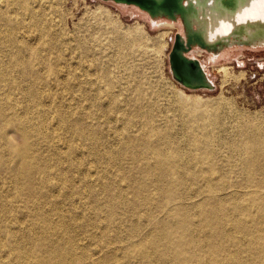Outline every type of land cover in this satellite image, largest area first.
Here are the masks:
<instances>
[{
    "label": "rangeland",
    "instance_id": "rangeland-1",
    "mask_svg": "<svg viewBox=\"0 0 264 264\" xmlns=\"http://www.w3.org/2000/svg\"><path fill=\"white\" fill-rule=\"evenodd\" d=\"M27 1L40 9L26 14L16 0H0V264L58 262L62 249L65 257L94 253L100 264H125L123 251L112 249L116 240L151 236L174 192L182 197L205 184L206 166H187L194 135L222 132L241 143L250 138L248 124L264 131V47L217 55L194 46L188 53L205 64L215 88H191L170 62L180 20L161 25L165 19L114 0ZM198 104L208 110L195 119L188 110ZM143 108L153 126L139 116ZM129 142L140 145L143 164L130 155L112 159ZM146 143L161 146V155L179 152L183 165H156ZM24 147L23 159L14 148ZM229 155L234 162L219 153L210 183L220 173L246 181L240 153ZM104 237L113 247L99 246Z\"/></svg>",
    "mask_w": 264,
    "mask_h": 264
},
{
    "label": "bare ground",
    "instance_id": "bare-ground-1",
    "mask_svg": "<svg viewBox=\"0 0 264 264\" xmlns=\"http://www.w3.org/2000/svg\"><path fill=\"white\" fill-rule=\"evenodd\" d=\"M16 1L23 13L40 9L39 6H30L27 0ZM180 4L170 10L156 6L149 14L155 20L165 19L161 25L172 24L169 19L180 20L184 30L183 40L187 42L190 37L192 43L196 44L193 52L208 50L221 55L233 47H264V0H180ZM140 30L137 26V31ZM185 54L190 58L195 57ZM202 66L207 74L205 64L202 63ZM221 69L228 72L226 66ZM207 76L215 84L209 74ZM140 94L141 99L149 97L145 90ZM207 110V107L198 104L188 111L195 119H200ZM141 112L139 116L153 126L154 114L147 108L141 109ZM253 127L248 124L246 130L250 131V138L247 142L240 140L241 143H231L222 132L203 133L204 139L197 135L192 137L189 143L192 156L188 158L187 166H194L195 163L206 166L201 178L208 184L182 197L185 192H174L172 200H177L171 204L167 218L154 222L151 236L131 234L126 239H117L120 244L112 249L123 251L125 264H142L153 257L162 263L172 261V264H264V176L256 175L257 171L264 174V131ZM106 146L107 142L103 143V147ZM139 147L136 142L126 143L112 159L130 155L133 156L129 157L131 160L143 164V152L139 151ZM143 147L157 156L158 166L183 165L184 157L179 152L171 150L170 155H161V146L153 148L146 143ZM14 151L23 159L30 153L29 147L14 148ZM220 152H226L230 163L235 160L229 154L240 153V167L248 171L245 182L233 181L225 173H220L216 183H210L219 171L215 159ZM24 162L29 171L28 161ZM194 177L198 178L196 175ZM238 186L245 188L242 194ZM200 195H204V198L192 203L187 201ZM234 199L237 201L233 202ZM103 239L99 246L113 247V241L108 242L106 237ZM62 250L60 261L50 258L46 260L47 264L103 262V257L92 259L94 253L75 257L68 251L65 257ZM80 260H84L83 263ZM116 263L122 261L116 260Z\"/></svg>",
    "mask_w": 264,
    "mask_h": 264
},
{
    "label": "water",
    "instance_id": "water-1",
    "mask_svg": "<svg viewBox=\"0 0 264 264\" xmlns=\"http://www.w3.org/2000/svg\"><path fill=\"white\" fill-rule=\"evenodd\" d=\"M119 3H131L140 6L148 12L154 10L156 6H162L167 10L179 7L180 0H114ZM183 33H178L170 52V62L174 77L191 88L206 87L213 89L215 84L208 78L202 62L199 58H190L185 53L196 46L192 43L190 37L187 42L183 40Z\"/></svg>",
    "mask_w": 264,
    "mask_h": 264
}]
</instances>
